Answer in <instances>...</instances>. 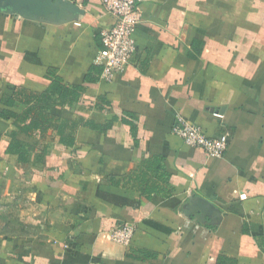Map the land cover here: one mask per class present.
Segmentation results:
<instances>
[{
	"label": "crops",
	"instance_id": "0c3cea01",
	"mask_svg": "<svg viewBox=\"0 0 264 264\" xmlns=\"http://www.w3.org/2000/svg\"><path fill=\"white\" fill-rule=\"evenodd\" d=\"M69 1L73 21L0 13V197L26 182L29 217L13 225L33 232L0 241V264H264V0H141L137 52L111 83L95 58L114 20ZM53 83L77 101L25 100ZM177 114L227 134L223 157L172 135ZM192 198L220 220L187 212ZM123 224L127 247L110 239Z\"/></svg>",
	"mask_w": 264,
	"mask_h": 264
},
{
	"label": "built area",
	"instance_id": "2783aa9c",
	"mask_svg": "<svg viewBox=\"0 0 264 264\" xmlns=\"http://www.w3.org/2000/svg\"><path fill=\"white\" fill-rule=\"evenodd\" d=\"M140 1L99 0L103 11L114 20L112 26L99 32L101 50L95 62L101 67L99 78L103 82L111 83L116 76L122 74L137 52L133 33L140 21ZM171 134L185 146L203 150L209 159H221L229 142L227 134L208 137L198 126L179 114L174 117ZM239 198L244 200L246 196L242 194ZM133 232L132 225L123 224L111 231L110 239L119 246L127 247Z\"/></svg>",
	"mask_w": 264,
	"mask_h": 264
},
{
	"label": "water",
	"instance_id": "95a60500",
	"mask_svg": "<svg viewBox=\"0 0 264 264\" xmlns=\"http://www.w3.org/2000/svg\"><path fill=\"white\" fill-rule=\"evenodd\" d=\"M0 13L17 14L28 20L61 23L73 21L81 11L69 0H0ZM197 211L202 220L206 217H210L213 222L220 220L218 211L207 206L204 201L192 198L187 206V212Z\"/></svg>",
	"mask_w": 264,
	"mask_h": 264
},
{
	"label": "rangeland",
	"instance_id": "374dc122",
	"mask_svg": "<svg viewBox=\"0 0 264 264\" xmlns=\"http://www.w3.org/2000/svg\"><path fill=\"white\" fill-rule=\"evenodd\" d=\"M25 181H20V190L11 192L9 197H0V241L13 237L17 233L31 234L32 229L28 225H23L18 222L14 227L13 223L17 219H26L29 217L30 198L28 196L27 186Z\"/></svg>",
	"mask_w": 264,
	"mask_h": 264
},
{
	"label": "trees",
	"instance_id": "16d2710c",
	"mask_svg": "<svg viewBox=\"0 0 264 264\" xmlns=\"http://www.w3.org/2000/svg\"><path fill=\"white\" fill-rule=\"evenodd\" d=\"M54 95H56L60 100H68L70 104H72L73 102H76L78 99L77 92L71 91L70 89H67L61 85H58V83H53L51 84V86H49V88L42 95L37 96V95L31 94V95L26 96L25 100L29 102V101L37 99L38 100L37 102L40 103L43 100H47L49 97H52ZM8 101L12 102L13 100L10 98L8 99ZM28 116H29V111L25 113L23 120H25ZM47 123H48L47 120H44L43 118H39L25 127H18V128L26 133H29L30 129L32 128L41 129ZM58 130L61 133V130L59 127H58ZM12 141L13 142L9 144L6 150L7 154L17 156V160L19 162L25 163V161L27 160V155H28L27 145H25L24 143L18 140H12ZM61 141H62V138H61ZM65 141L69 143L70 139L65 137L63 138V142Z\"/></svg>",
	"mask_w": 264,
	"mask_h": 264
}]
</instances>
